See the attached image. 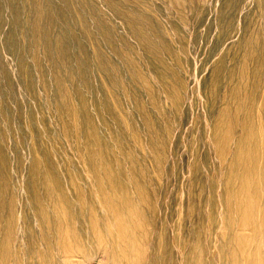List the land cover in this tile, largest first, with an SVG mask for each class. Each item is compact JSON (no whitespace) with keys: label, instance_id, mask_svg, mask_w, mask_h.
<instances>
[{"label":"rangeland","instance_id":"1","mask_svg":"<svg viewBox=\"0 0 264 264\" xmlns=\"http://www.w3.org/2000/svg\"><path fill=\"white\" fill-rule=\"evenodd\" d=\"M201 263L264 264V0H0V264Z\"/></svg>","mask_w":264,"mask_h":264},{"label":"bare ground","instance_id":"2","mask_svg":"<svg viewBox=\"0 0 264 264\" xmlns=\"http://www.w3.org/2000/svg\"><path fill=\"white\" fill-rule=\"evenodd\" d=\"M231 179V178H230ZM242 179V178H241ZM263 179V178H262ZM237 180V179H236ZM240 180V179H239ZM230 181V180H229ZM249 181V180H248ZM237 182V181H236ZM248 183V182H247ZM228 185V184H227ZM243 185V184H242ZM260 185V184H259ZM244 186V185H243ZM247 189H248V187H247ZM240 190H242V189H240ZM252 190V189H251ZM113 192V191H112ZM256 193V192H255ZM231 194V193H230ZM246 194V193H245ZM228 195V194H227ZM250 195H251V193H250ZM249 196V195H248ZM254 196V195H253ZM258 196H259V194H258ZM227 197V196H226ZM231 197V196H230ZM251 196H249V198H250ZM115 198V197H114ZM121 198V197H120ZM259 199V198H258ZM232 200V199H231ZM238 200V199H237ZM110 201V200H109ZM235 201H236V199H235ZM239 201V200H238ZM257 201V200H256ZM248 202H249V200H248ZM237 203V202H236ZM118 205V204H117ZM239 205V204H238ZM116 206V205H115ZM252 206V205H251ZM230 207V206H229ZM237 207V206H236ZM243 207V206H242ZM249 207H250V205H249ZM243 209H245V208H243ZM243 211V210H242ZM252 211V210H251ZM230 213V212H229ZM241 214V213H240ZM250 214V213H249ZM122 216V215H121ZM239 216V215H238ZM246 217V216H245ZM120 218H122V217H120ZM254 218V217H253ZM250 219V218H249ZM140 220V219H139ZM232 220V219H231ZM251 221V220H250ZM118 222H119V219H118ZM253 222V221H252ZM123 223V222H122ZM226 223V222H225ZM109 224V223H108ZM118 225V224H117ZM122 226V225H121ZM140 226V225H139ZM234 227V226H233ZM255 228V227H254ZM129 229V228H128ZM128 231V230H127ZM241 242V241H240ZM244 244V243H243ZM242 249V248H241ZM243 252V251H242ZM251 258V257H250ZM245 259V258H244ZM255 262V261H254ZM202 264V263H201Z\"/></svg>","mask_w":264,"mask_h":264}]
</instances>
